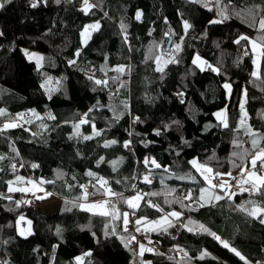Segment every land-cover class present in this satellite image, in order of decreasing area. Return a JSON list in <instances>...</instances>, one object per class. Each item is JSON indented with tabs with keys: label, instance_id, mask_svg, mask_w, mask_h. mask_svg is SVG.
<instances>
[{
	"label": "trees",
	"instance_id": "trees-1",
	"mask_svg": "<svg viewBox=\"0 0 264 264\" xmlns=\"http://www.w3.org/2000/svg\"><path fill=\"white\" fill-rule=\"evenodd\" d=\"M204 2L90 0L97 6L85 14L81 11L82 0H61L59 4L47 0L36 8L30 6L31 0H12L0 9V32H3L0 36V109L5 111L0 116V127L10 120L21 125L0 133V156L4 157L0 160V264H78L77 256L84 257L82 264H141V261L244 264L214 237L200 231L198 224H204L253 262L264 264V225L236 207L246 201L264 205L260 193L245 192L203 208L188 200L183 202L190 208H181L172 202L190 190L194 198L198 197L201 187H209L189 163L193 158L219 172H231L239 179L240 168L233 167V161L246 164L240 154L245 149L251 150V137L244 135L243 129L236 130L245 88L247 124L264 133L261 117L264 83L251 75L253 55H243L241 45L245 42L241 45L234 42L239 35L255 38L259 33L235 15L222 24H209L218 16L216 11L204 8ZM231 3L239 11L264 5V0H231ZM138 10L143 13L139 21L135 19ZM185 20L192 25L186 32ZM97 21L100 29L92 31L85 44L81 36L84 26ZM121 22L127 25V41ZM167 31L174 37L169 51L165 47L169 38ZM176 43L181 45L179 52L175 50ZM24 48L43 53L42 66L29 60ZM78 51L80 55L76 56ZM197 54L219 68L220 73L194 65L192 61ZM156 55H162L164 60L175 59L180 70L175 72L170 69L172 63H168L162 73L155 71ZM71 60L76 63L70 64ZM118 65L127 66L131 71L120 74L111 70ZM90 76L107 79L109 84L107 87L96 85ZM261 76L264 79V58ZM112 77L118 80L113 82ZM46 82L48 86L42 87ZM225 82L232 85L229 97L223 87ZM181 92L183 96L178 95ZM221 107L228 109L229 128L220 125L214 115ZM31 109L40 113L36 121L25 123L17 119L18 114ZM50 114L55 119H49ZM134 117L140 120L133 122ZM81 120L94 123L102 134L95 136L91 123H80ZM174 120L179 124H173ZM166 124L171 127L165 128ZM157 129L160 135H156ZM83 136L93 138L85 140ZM110 140L118 143L105 148L104 144ZM128 140L132 143L124 148L123 143ZM234 141L241 146L237 147ZM233 152L238 155L233 156ZM120 157L123 161L113 171L110 162ZM145 157L155 158L168 170L155 169L151 164L146 168L142 163ZM33 164L38 167L33 168ZM89 170L125 197L137 192L164 193L144 198L159 204L164 213L141 201L140 209L133 216L131 209L118 201L117 207L130 213L129 231L125 232L122 220L82 210L77 206L84 201L80 185L88 186L91 200L106 199L97 191L100 185L96 178L86 175ZM149 170L153 178L150 185L142 179ZM188 174L199 182L177 179ZM18 175L30 176L39 182L54 181L44 183L45 198L57 195L61 200L60 209L53 201L40 206L33 193L9 192V182ZM224 180L233 185L231 191H238L231 177L226 176ZM173 188L176 192L167 195ZM165 199L172 203H164ZM17 201L30 203L17 205ZM253 206L246 205L249 209ZM173 209L183 213L180 221L171 218L176 227L168 228L167 232L151 231V243L148 241L147 245L154 251L145 252L143 257L134 255L138 253L139 237L143 239L138 242L146 240L142 233L135 231V219L142 216L156 219ZM20 214L32 221L34 231L27 237L19 236L16 227ZM189 219L195 223L188 224ZM184 225L193 231H187ZM133 235L136 241L129 244ZM204 250L211 255L198 259ZM88 252L91 255L84 256Z\"/></svg>",
	"mask_w": 264,
	"mask_h": 264
},
{
	"label": "snow or ice",
	"instance_id": "snow-or-ice-1",
	"mask_svg": "<svg viewBox=\"0 0 264 264\" xmlns=\"http://www.w3.org/2000/svg\"><path fill=\"white\" fill-rule=\"evenodd\" d=\"M12 0H0V9H3L7 4H10ZM61 0H55V3L59 4ZM191 3L199 4L202 2V0H190ZM41 3L46 4L47 0H31L30 6L32 8L38 7ZM83 7L81 8V11H83L85 14H88L89 11H91L93 8H95L97 5L90 3V0H82ZM203 7L207 8L209 11H216L218 18L212 19L209 21V24H222L228 19L231 18L232 15H235L237 18H242L245 23L248 24L250 28L255 29L259 35L255 38L249 37L247 35H239L238 38L234 41L237 45H241V42L244 41L245 44L241 45L243 49V55H254L255 58L253 59V64L256 66V70L251 73V75L256 80H261L262 83H264V79H262L261 76V59L264 58V15H261V13H264V5H256L251 8H243L239 11L236 10V7L232 5L231 0H206V2L203 3ZM231 8V12L229 9ZM143 13L141 11H137L135 15L136 20H141ZM259 17V19H257ZM101 25L97 21L95 23L85 25L83 28V31L81 33V36L84 37V43H87V39L90 38V32L92 31H98L100 29ZM192 25L185 20L183 22V28L185 32L191 28ZM120 28L125 32L124 40L127 41L128 37L126 35L127 32V25L121 22ZM151 34V33H149ZM169 35V34H166ZM0 36H3V32H0ZM250 46V47H249ZM153 47H159V45H153ZM175 50L179 52L181 50L180 43L175 44ZM149 52H151V49H149ZM25 55L28 56L29 59L35 58L36 63L38 66L41 65V61L44 59L42 56H38L35 53L29 54L25 52ZM79 51L76 53V56H79ZM153 58V57H149ZM155 63L157 67L155 68V71L157 72H163L164 66L168 63H176L175 59L172 60H164L162 55H156L154 57ZM70 64H75V60L69 61ZM192 63L194 65H197L198 67H201V70H203V65H207V68L210 69L213 72H216L217 74L220 73L219 68H214L211 64H207V61L203 60L199 55H197ZM114 72L123 74L126 71H131V69L124 65H118L115 68L111 69ZM101 71H103V68H101ZM107 75V73H105ZM89 79H94V77L90 76ZM51 78H49L50 82ZM113 82L118 80V77H112ZM94 83L96 85H101L104 87H107L109 84V81L107 79H94ZM123 87V83L120 85ZM43 87V85H42ZM224 89L227 90V95H231L232 91V85L228 82H225L223 84ZM178 95L183 96L184 93H178ZM183 103V101H181ZM247 102V89L245 88L242 91V102L240 103V111L241 116L238 121L239 127L236 129L239 131L240 129H243L244 135L251 137V150L245 149L243 154H240V158L242 160H246V164H236L235 161H233V167L240 168L239 172V179L235 176H232L231 172H219L215 170L214 168L210 167L208 163L206 162H200L198 159L193 158L189 163L192 165V167L200 174V176L203 178V180L207 183L209 187H201L199 189V195L198 197H193L191 190L188 191L183 197L176 198L175 203L180 204L181 208H190V205L185 204L183 201L188 200L192 201L200 208H203L205 206H213L212 201H220L225 199L226 197L228 199H233L236 195H242L243 193L247 192L250 195L253 193H260L262 197H264V146H262V141H264V133H260L252 128L251 125L247 124V118L248 114L245 110V103ZM127 107V105H126ZM33 115H37L35 113V110H31ZM91 111V110H90ZM5 115V111L3 109H0V116ZM216 119L220 122V125H222L224 128H229V120H228V109L225 107L224 109H221L214 113ZM24 118V114H18L17 119L22 120ZM119 116L116 117L117 120H119ZM262 118H264V115H262ZM49 119H55L54 116L51 114L49 115ZM139 117H134L133 122L139 121ZM80 123H91L88 120H81ZM173 124H179V121H172ZM21 125L18 124L15 120H10L7 123H4L2 127H0V133L3 131L9 129V128H15L20 127ZM219 126V125H217ZM77 130L79 129V124L75 125ZM91 127L93 128V133L95 136H100L102 133L98 130H96V126L94 123H91ZM165 128L171 127L170 124H166L164 126ZM77 135H79V132L77 131ZM131 135V133H129ZM156 135H160V130H156ZM93 136H83V139L89 140L92 139ZM118 141L116 140H110L107 141L104 144V147H110L112 145L117 144ZM131 140L125 141L123 143L124 148H129L131 145ZM151 143V142H149ZM187 143V141H185ZM234 143H236L234 141ZM237 147H240L241 145L239 143H236ZM145 147H147V144H145ZM238 155L236 152H233V156ZM214 158V157H213ZM4 157L0 156V160H3ZM104 158L101 157L100 161H103ZM123 161V157H120L119 160H113L110 163L113 166V171L117 170V165ZM142 163L147 168L149 164H151L155 169H161L164 168L165 171L168 169L157 162L155 158L145 157L142 161ZM259 165V169L257 166ZM13 169H15V165H12ZM33 168L38 167V165L33 164ZM89 177L96 178L97 183L100 185V188L97 189L98 192H100L102 195L106 197V199L102 201L93 202L91 204H80L77 205L82 210L92 212L94 215H100L103 217H109L112 220H122L123 224V231L128 232L129 228L128 225L130 223L129 220V211H121L119 207H117V202L122 201L125 205H127L128 209H131V215L135 216L136 211L140 209L141 201H144L148 206L156 209L160 213H164V209L157 203H153L150 200L145 201V196H160L164 195V193L160 192H149V193H143L137 192L135 195L131 197H125L123 192H117L114 191L109 185V182L105 180L103 177H96V174L92 171H88L86 173ZM151 170L147 172V174H144L142 179L143 182L146 184H151L152 178H151ZM223 176L231 177V180L236 181L235 187L238 189L237 192L231 191V188L233 185L229 181H225L220 179ZM18 180H23V177H17ZM74 179V177H73ZM127 179V178H125ZM177 179H189L193 182H199L196 180L195 176H192L188 174L187 176H180L177 177ZM217 181L216 183H213V181ZM54 183V181H44L41 180L40 183ZM163 182V181H161ZM12 182L10 181L9 184ZM33 185V187H38L35 181H29ZM116 183H120V181H116ZM244 185H250V187H244ZM93 188L96 187V185H92ZM69 187H72L69 185ZM80 187L84 190L83 191V199L87 200L88 198V186L87 185H80ZM133 188H135V185H132ZM212 189H219V192H212ZM40 191H44L43 188H39ZM9 192L11 191H22V192H28L31 191V189L28 188H20V189H13L9 187ZM176 192V189H169L167 192V195H173ZM50 195V193H49ZM43 197H38V199H42ZM116 198V199H114ZM11 199V197H9ZM165 199L164 203H172ZM17 205L20 203H30L28 201H17ZM252 203L254 206L252 208H247L246 205ZM236 207L241 211H246L247 214L257 220L264 225V205L255 204L253 201H246L244 204H238ZM183 217V213L176 210H171L165 214H163L159 219L156 220H149L146 216L138 217L134 221L135 231L140 232L141 228L138 227L141 224H144L146 226V231H152L155 232L158 229L167 232L168 228L176 227V224L173 223V220L171 218H174L176 221H180ZM19 221H25V217L21 215L19 217ZM194 221H191L189 219L188 224H193ZM28 225H31V221H27ZM186 227L187 231L192 232L193 228L188 227V225H184ZM198 229L202 231L203 233H207L208 235L214 237L217 241H219L222 246L225 249H228L231 251L235 256L239 257L241 261L244 262V264H262V262H253L248 257L243 255L236 247L232 246L228 241L223 240L220 236H218L215 232H211L204 224H198ZM59 234V230H57ZM115 233V229L113 228V234ZM107 234V233H106ZM20 235H24V232L21 231ZM123 239V238H122ZM132 241H136V236H131L129 244ZM151 243V241H149ZM129 244H125V247H128ZM138 244V253L134 252V255H139L140 257H143L145 252H153L154 249L148 248L145 246L144 243H140L137 241ZM182 251V249H181ZM161 254V253H158ZM91 252L85 253L84 256H90ZM162 255V254H161ZM186 255V254H185ZM211 254L208 253L206 250L202 251L198 259L203 260L206 256H210ZM83 256H77L75 259L78 262V264H82ZM171 259V257H169ZM213 259H216L213 257ZM141 264H151L150 261H141Z\"/></svg>",
	"mask_w": 264,
	"mask_h": 264
},
{
	"label": "rangeland",
	"instance_id": "rangeland-1",
	"mask_svg": "<svg viewBox=\"0 0 264 264\" xmlns=\"http://www.w3.org/2000/svg\"><path fill=\"white\" fill-rule=\"evenodd\" d=\"M89 24H92V23H89ZM89 24H87V25H89ZM91 30V29H90ZM89 30V31H90ZM84 37H82V40L84 41ZM88 40V39H87ZM25 52H27V53H29V54H32V53H35V54H37L38 56H42L43 57V53H41L40 51H38V50H31V49H29V48H24V54H25ZM198 55V54H197ZM196 55V56H197ZM195 56V57H196ZM28 57V56H27ZM202 58V57H201ZM255 58V56L253 55V59ZM29 59V58H28ZM163 59H164V57H163ZM203 60H205L204 58H202ZM29 60H32V61H35L36 62V60H35V58H32V59H29ZM262 60V59H261ZM43 61V60H42ZM42 61H41V65H42ZM206 61V60H205ZM37 64V63H36ZM207 64H208V62H207ZM254 65V64H253ZM201 68V67H200ZM203 68H207V65H203ZM170 69H172V70H175V72H176V70H177V72H178V69L180 70V68H179V66L176 64V63H172L171 65H170ZM256 70V66L254 65V71ZM172 83H173V80L170 78V84L172 85ZM43 86H48L47 85V82L46 83H44L43 84ZM229 97V96H228ZM225 107H221V109H224ZM221 109H218L217 111H219V110H221ZM31 110H35V109H31ZM30 110V112H26V113H23L24 114V118L22 119V121L23 122H25V123H31V122H33V121H36L37 119H38V117H40V113L37 111V110H35V113L37 114V115H33V113H32V111ZM246 110V109H245ZM216 111V112H217ZM21 114V113H20ZM18 116V115H17ZM247 122H249V119L247 118ZM258 167H259V165H258ZM225 177L226 176H223V177H221L222 178V180H224L225 179ZM41 184H43V183H41ZM20 186V185H19ZM10 187L11 188H13V189H18V186L16 185V184H14L13 182L10 184ZM212 192H217L215 189L213 190H211ZM141 194H143L142 192H140ZM135 195V194H134ZM131 196H133V195H130L129 197H131ZM102 200H104V199H95L94 201H92V202H97V201H102ZM215 200H213L212 202H214ZM52 202V201H51ZM83 204H88V203H86V202H84ZM20 216H21V214H20ZM20 216H18V218H17V221H16V227L18 228V232H19V236H22V237H27V236H29V235H31V233L34 231V228H32V230H31V228L29 227L30 225H28L26 222L27 221H31V219L28 217V216H26V215H24V217H25V221H19V217ZM162 216V215H161ZM160 216V217H161ZM160 217H158V218H156V219H159ZM156 219H150V220H156ZM31 226H32V221H31ZM138 227H140L141 228V231L139 232V233H142L145 237H146V240L145 241H142V242H140V243H148V241H149V238H150V235H151V231H146V226L144 225V224H141V225H139ZM31 230V231H30ZM21 231H23L24 232V235H20V232ZM142 240V239H141Z\"/></svg>",
	"mask_w": 264,
	"mask_h": 264
},
{
	"label": "crops",
	"instance_id": "crops-1",
	"mask_svg": "<svg viewBox=\"0 0 264 264\" xmlns=\"http://www.w3.org/2000/svg\"><path fill=\"white\" fill-rule=\"evenodd\" d=\"M89 32L91 34L92 30H90ZM18 177H23V180H18L17 177H16V179H14L12 181L14 184H16L18 186V189H20V188H28V189H31V191H28V193L35 194L36 197H37V199H38V197H43L42 199H39V201H40V204L39 205L40 206H41V204H45V203H49V202L53 201V202H57V204H58V210L60 209V207H61V204H60L61 203V200H60V198L57 195L52 194L49 199H46L45 198V196L47 195L46 194L47 188L45 187V184L44 183L41 184L36 179H34V178L30 177V176L28 177L26 175H18ZM29 181H35L36 184L38 185V187H33V185L31 183H29ZM39 188H43L44 191H40ZM13 192H18V191H13ZM92 201H94V200H91V198L88 196L87 200L84 199L83 203L86 202L88 204H91V203H93ZM29 227L31 228L32 226L30 225ZM32 228H31V230H32ZM145 246L148 247V245L146 243H145Z\"/></svg>",
	"mask_w": 264,
	"mask_h": 264
},
{
	"label": "water",
	"instance_id": "water-1",
	"mask_svg": "<svg viewBox=\"0 0 264 264\" xmlns=\"http://www.w3.org/2000/svg\"><path fill=\"white\" fill-rule=\"evenodd\" d=\"M167 36H169V38H168V41H167L165 47H166V50L169 51V50L172 48V45H173V43H174V37L171 36L170 34L167 35ZM262 115H264V111L262 112ZM262 115H261V117H262ZM262 119H263V121H264V118H262Z\"/></svg>",
	"mask_w": 264,
	"mask_h": 264
},
{
	"label": "built area",
	"instance_id": "built-area-1",
	"mask_svg": "<svg viewBox=\"0 0 264 264\" xmlns=\"http://www.w3.org/2000/svg\"><path fill=\"white\" fill-rule=\"evenodd\" d=\"M167 34H169V31H167ZM152 180H153V178H152ZM90 191H91V190H89V192H90ZM21 195H23V197H25V198L28 197V195H27L26 193H21ZM30 202H31V203L34 202L33 198L30 199ZM141 239H143V237H139L138 241H140Z\"/></svg>",
	"mask_w": 264,
	"mask_h": 264
}]
</instances>
